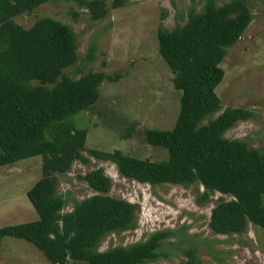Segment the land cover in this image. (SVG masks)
<instances>
[{"label": "trees", "instance_id": "trees-1", "mask_svg": "<svg viewBox=\"0 0 264 264\" xmlns=\"http://www.w3.org/2000/svg\"><path fill=\"white\" fill-rule=\"evenodd\" d=\"M49 1L0 0V168L42 158V177L27 194L38 219L0 227V248L5 237L24 240L51 264H150L166 259L164 247L177 234L169 229L143 242L99 250L108 236L135 229L139 211L137 204L108 195L112 182L103 169L81 177L96 195L65 212L72 199L58 194V177L75 162L91 163L84 155L88 132L77 127L74 117L96 106L103 82H117L119 76L88 72L73 78L66 71L79 55L70 26L52 17H41L28 29L17 23V17ZM127 2L115 0L113 7ZM80 3L92 20L109 15L105 0ZM252 20L247 0L222 6L205 0L201 12L189 10L184 25L158 29L159 53L175 75L181 106L173 129L148 130L145 140L164 149L166 159L152 161L119 150L88 151L99 161L115 164L130 181L152 187L199 184L206 202L220 194L209 224L216 235L243 234L250 223L264 230V151L226 137L253 112L228 107L215 118L223 109L216 93L225 76L221 64ZM89 50L93 61L94 42ZM185 255L189 264L199 263L195 247Z\"/></svg>", "mask_w": 264, "mask_h": 264}, {"label": "rangeland", "instance_id": "rangeland-1", "mask_svg": "<svg viewBox=\"0 0 264 264\" xmlns=\"http://www.w3.org/2000/svg\"><path fill=\"white\" fill-rule=\"evenodd\" d=\"M81 0H50L32 14L16 18L30 28L41 17H52L70 26L75 35L79 61L66 73L75 79L88 72L118 75L117 82L105 80L100 100L91 110L74 117L78 128L88 132L84 155L90 164L75 162L59 176L58 194L69 202H82L96 193L83 180L88 173L103 169L111 179L109 196L139 206L136 228L108 236L99 250L143 242L157 231H176L164 247L168 258L150 264H189L185 251L197 249L198 264H264V230L249 224L243 234L216 235L209 227L212 210L219 202L216 193L203 200L201 185L152 187L122 177L115 164L99 161L89 150L122 151L126 155L162 161L168 154L146 142L151 129L171 130L180 112L181 92L176 90L174 73L159 53L157 31L174 30L187 21L189 10L201 12L205 0H128L114 8L115 0H105L109 15L92 20ZM92 1V0H86ZM232 0H217L222 6ZM252 23L241 39L229 49L221 67L225 72L216 89L226 108H244L253 117L237 123L226 133L229 139L245 140L264 151V0H247ZM95 43V59L90 61V46ZM42 158L0 168V227L38 219L28 191L42 177ZM228 199V198H227ZM0 264H51L32 244L5 237L0 248Z\"/></svg>", "mask_w": 264, "mask_h": 264}]
</instances>
